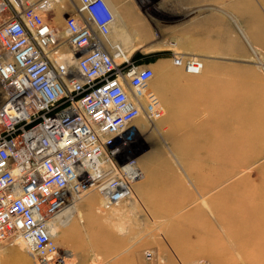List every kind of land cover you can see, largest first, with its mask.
<instances>
[{
  "label": "rangeland",
  "instance_id": "374dc122",
  "mask_svg": "<svg viewBox=\"0 0 264 264\" xmlns=\"http://www.w3.org/2000/svg\"><path fill=\"white\" fill-rule=\"evenodd\" d=\"M54 1L47 17L66 38V17L76 11L62 8L71 0ZM179 7L181 21L210 23H195L197 34L187 42L127 45L137 65L155 71L142 90L152 85L159 91L153 104L159 119L153 115L150 127L144 126L150 95L142 93L143 110L133 126L143 127V132L116 157L121 164L136 160L141 168L142 179L133 185L137 193L116 207L102 203L96 190L90 192L96 196L90 209L78 201L85 211L69 226L57 227L56 241L67 253V264H230L239 260V225L228 209L236 206L238 192L234 189L231 197L226 194L219 199L214 197L218 189L208 185L224 177L223 192L227 193L229 184L244 172L242 157L261 149L255 140L264 139V0H180ZM149 26L157 37L156 23ZM177 53L200 56L204 70L186 72L174 63ZM170 139H176V145ZM234 151H238V167H224L223 161L231 160ZM216 205H225L228 213L213 216L210 211ZM148 251L154 252L152 262L146 259ZM23 255L30 259L28 263ZM23 262L41 264L11 239L0 245V264Z\"/></svg>",
  "mask_w": 264,
  "mask_h": 264
},
{
  "label": "built area",
  "instance_id": "2783aa9c",
  "mask_svg": "<svg viewBox=\"0 0 264 264\" xmlns=\"http://www.w3.org/2000/svg\"><path fill=\"white\" fill-rule=\"evenodd\" d=\"M50 1L0 0V245L11 239L41 264H67L55 227L74 196L96 190L116 206L142 179L136 160L116 157L155 71L113 42L107 0H79L66 38L47 17ZM173 58L204 70L198 55Z\"/></svg>",
  "mask_w": 264,
  "mask_h": 264
},
{
  "label": "bare ground",
  "instance_id": "6f19581e",
  "mask_svg": "<svg viewBox=\"0 0 264 264\" xmlns=\"http://www.w3.org/2000/svg\"><path fill=\"white\" fill-rule=\"evenodd\" d=\"M54 7H55V1L51 0L48 3V8L53 10ZM54 13H55V11H54ZM116 24H118V23H116ZM113 42L117 43L114 40H113ZM123 42L121 43L118 41L117 44H119L123 48V50L128 52V46H129L128 44H130V43H123ZM68 61H71V58H69ZM163 86H164V84H163ZM163 86L160 84V88H162ZM151 87H152V85L147 86V88L145 90H142L140 95L138 96L140 99H142L143 98L142 93L150 95L149 96L150 100L147 102V107H148L147 110L149 112L147 114L148 120L146 122V125H144L145 127L147 126V128L150 127L149 120L151 117L157 116L159 119V113L158 114L155 113L154 106H153L154 101H157L156 100L157 96L155 94H157V92H159V91L158 90L156 91L155 88H151ZM158 88H159V85H158ZM158 88L156 87V89H158ZM147 97H148V95H147ZM153 115H155V116H153ZM132 127L133 128H132V130H130L129 133H125V137L128 141H131L138 133L143 132V127L141 128L139 125L132 126ZM155 127H156L155 129H157V132H158V130H159L158 127L157 126H155ZM150 134H151V132H150ZM155 135H156V133H155ZM169 138H171V136ZM176 139H173L175 145L177 143L175 141ZM170 140L172 141V139H170ZM158 141H159V138H158ZM164 141L166 142L165 144H166V147L168 149L165 146L164 147L167 150H169L170 149L169 144L167 143L166 140H164ZM252 142H254V141H252ZM255 142L258 144L257 148H259V149L261 148V149L257 150L256 152L254 151V152L247 153V156L244 155V157H242V166L244 167V172H243V174H241L239 176V178H237V180H234V183L229 184V186H228L229 189L227 190V193H225L226 189L225 190L223 189V187L225 186L224 185V179H223L224 177H220V176L216 177L212 180L211 185H208V187H210V189H212V188H215V190L218 189L217 190L218 192L215 193L214 197H217L219 199H221L223 196H226V194H228L227 196L231 197V194H232L231 192L234 189L236 190V192H238V195H239V197L236 199V201H237L236 206L235 207L228 206V209L231 211L229 213H232L236 216L237 221H238V225H239V247H238V251H237L239 253V260H236L235 263L231 262L230 264H264V139H262V138L256 139ZM175 148H177V147H175ZM169 151H171V149ZM240 152L243 153L242 150H240ZM237 155H238V151L237 152L234 151L232 159L223 161V163H222L223 166L226 168L227 167L229 168L230 166H233V165L238 167L239 158ZM229 178L230 177L227 176L226 181L227 180L229 181L230 180ZM230 189H231V191H229ZM223 191H225V192H223ZM90 192L91 191H89V192L86 191L83 194H81L80 196H76V197L74 196L73 201L67 205V207L64 209V211L60 214V216L58 218L57 225L55 227L56 235L58 234L57 227L59 225L69 226L73 222L74 218L77 217L76 215L77 214L80 215L82 213V210H83V209L81 210L82 205H84V207L86 206V208L89 207V209H90V207L92 205L91 203L96 198L95 194H92ZM134 193H137V191L134 190V188H132L131 194H130L131 197L129 196L130 199L135 197V196H133ZM138 199H137V197L134 198L132 204L135 205ZM127 200H125V201H127ZM78 201H82V203H81L82 205L80 204V206H78L77 205ZM122 202H124V201H122ZM102 203L105 204L106 203L105 200H103ZM121 203H119L118 205H121ZM205 204H206V201H205ZM97 205H98V202H97ZM111 207H113V206H111ZM98 209H100V206H98ZM83 211H85V210H83ZM210 212L213 214V216L215 215L216 217H220L224 213H228L226 211L225 205L213 206L211 208ZM108 213H110V212H108ZM167 218H169V217H167ZM77 220H78V218H77ZM208 226H209V224H208ZM72 231L73 230H72V226H71L69 228V232H72ZM22 257H23V260L26 261L27 263L30 261L28 256L26 257L23 255ZM22 257H21V259H22ZM22 264H24V262Z\"/></svg>",
  "mask_w": 264,
  "mask_h": 264
},
{
  "label": "crops",
  "instance_id": "0c3cea01",
  "mask_svg": "<svg viewBox=\"0 0 264 264\" xmlns=\"http://www.w3.org/2000/svg\"><path fill=\"white\" fill-rule=\"evenodd\" d=\"M115 13L111 35L123 43H176L187 42L196 36L195 23L209 20L184 19L181 21L180 0H107ZM79 0L65 3L62 8L72 11ZM117 12V13H116ZM118 23V24H116ZM149 23H156L157 37ZM155 37V39H152Z\"/></svg>",
  "mask_w": 264,
  "mask_h": 264
}]
</instances>
